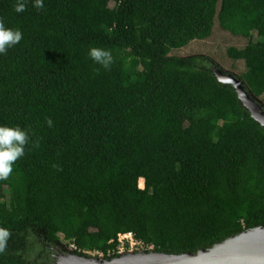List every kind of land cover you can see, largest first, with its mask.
Returning <instances> with one entry per match:
<instances>
[{
    "label": "trees",
    "instance_id": "16d2710c",
    "mask_svg": "<svg viewBox=\"0 0 264 264\" xmlns=\"http://www.w3.org/2000/svg\"><path fill=\"white\" fill-rule=\"evenodd\" d=\"M15 2L0 0V21L22 32L0 54V125L29 142L0 180V264H52L57 243L114 257L129 232L146 250L194 253L264 225V127L213 59L168 54L215 18L255 32L227 55L264 103V0ZM90 47L111 52L108 69Z\"/></svg>",
    "mask_w": 264,
    "mask_h": 264
},
{
    "label": "water",
    "instance_id": "95a60500",
    "mask_svg": "<svg viewBox=\"0 0 264 264\" xmlns=\"http://www.w3.org/2000/svg\"><path fill=\"white\" fill-rule=\"evenodd\" d=\"M216 79L231 85L241 104L264 127V103L244 85L238 76L216 67ZM52 264H264V225L244 229L228 236L208 248L196 252L167 253L139 250L117 254L114 257L66 253L56 249Z\"/></svg>",
    "mask_w": 264,
    "mask_h": 264
},
{
    "label": "clouds",
    "instance_id": "9594fccd",
    "mask_svg": "<svg viewBox=\"0 0 264 264\" xmlns=\"http://www.w3.org/2000/svg\"><path fill=\"white\" fill-rule=\"evenodd\" d=\"M32 6L36 9L44 7V0H31ZM28 0H16L13 11L23 12ZM22 39V32L19 28L6 26L0 21V54L18 44ZM88 57L104 69L112 64L113 57L110 51L99 47H90ZM48 127L52 126L50 118L45 119ZM29 142V133L19 126L0 125V180L7 179L13 172V164L25 153V145ZM10 233L7 228L0 227V252L7 244Z\"/></svg>",
    "mask_w": 264,
    "mask_h": 264
},
{
    "label": "rangeland",
    "instance_id": "374dc122",
    "mask_svg": "<svg viewBox=\"0 0 264 264\" xmlns=\"http://www.w3.org/2000/svg\"><path fill=\"white\" fill-rule=\"evenodd\" d=\"M257 39L258 36L255 32H251L248 37L242 35H233L229 31L221 28L217 22V19L215 18L212 25L211 34L207 38L192 39L184 46L172 48L168 54L175 56H188L193 54L206 55L213 59L218 67L223 71L239 76L240 73L245 69L244 62L241 59L236 60L229 57L227 55V49L229 47L241 48L249 40L255 41ZM259 99H262V97ZM118 241V247H122L121 251H119V248L117 249L118 254L128 251L145 250L143 246L131 244V239L126 236H120ZM57 245L59 249L65 248L66 250L67 248L66 246L62 245V243H57ZM86 255L96 254L94 252H90Z\"/></svg>",
    "mask_w": 264,
    "mask_h": 264
},
{
    "label": "built area",
    "instance_id": "2783aa9c",
    "mask_svg": "<svg viewBox=\"0 0 264 264\" xmlns=\"http://www.w3.org/2000/svg\"><path fill=\"white\" fill-rule=\"evenodd\" d=\"M120 236H126V237L130 238L131 239V244H133V245L137 244V245L142 246V243L139 240L134 239L130 232L129 233H125V234H119L118 240H119ZM70 249L74 250V249H76V247L74 245H70ZM121 249H122V247L119 248V251H121ZM72 250H70V251H72ZM86 253H90V252L86 251ZM94 253L96 254V256L104 257L101 252H94Z\"/></svg>",
    "mask_w": 264,
    "mask_h": 264
},
{
    "label": "bare ground",
    "instance_id": "6f19581e",
    "mask_svg": "<svg viewBox=\"0 0 264 264\" xmlns=\"http://www.w3.org/2000/svg\"><path fill=\"white\" fill-rule=\"evenodd\" d=\"M138 184L140 185V187L143 186V180L142 179H139L138 180Z\"/></svg>",
    "mask_w": 264,
    "mask_h": 264
}]
</instances>
